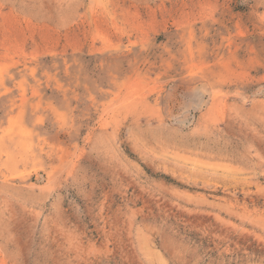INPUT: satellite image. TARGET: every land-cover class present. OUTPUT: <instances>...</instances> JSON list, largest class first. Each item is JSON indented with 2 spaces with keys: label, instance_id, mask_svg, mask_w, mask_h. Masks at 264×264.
<instances>
[{
  "label": "rangeland",
  "instance_id": "1",
  "mask_svg": "<svg viewBox=\"0 0 264 264\" xmlns=\"http://www.w3.org/2000/svg\"><path fill=\"white\" fill-rule=\"evenodd\" d=\"M0 264H264V0H0Z\"/></svg>",
  "mask_w": 264,
  "mask_h": 264
}]
</instances>
